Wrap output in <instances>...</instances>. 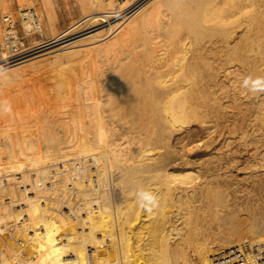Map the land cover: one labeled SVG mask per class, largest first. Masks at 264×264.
Instances as JSON below:
<instances>
[{
  "label": "bare ground",
  "instance_id": "obj_1",
  "mask_svg": "<svg viewBox=\"0 0 264 264\" xmlns=\"http://www.w3.org/2000/svg\"><path fill=\"white\" fill-rule=\"evenodd\" d=\"M207 1L125 0L120 9L133 11L125 29L107 12L92 16L76 31L56 33L52 40H39L19 52L0 47V88L27 76L47 58L56 62L64 55L58 66L80 70L78 74L75 70L67 87H60L63 97L56 106L62 112L54 117L56 125L46 110L44 116L37 113L35 122L11 112L6 125L0 123V264H182L186 243L193 238L203 264L264 263V214L253 222L259 243L255 258L239 253L232 239L212 246L200 237L205 236L198 213L203 206L211 205L218 215L223 207L240 201L224 182L228 177L216 176L210 164L202 165L203 157L199 166L206 168H196L190 153L209 143L202 132L213 136L238 131L244 141L251 123L241 125L236 120L221 127L224 108L259 95L244 87L243 81L264 76V0H224V5H230L225 11L222 4L228 15L216 20L206 15L221 10L222 1L212 7H207ZM45 7L51 17V0H45ZM208 20L215 21L207 24ZM1 25L0 21V39ZM24 29L43 36L41 15L40 25L24 21ZM80 37L81 47L69 51ZM33 58L38 60L12 68ZM115 78L120 82L113 89ZM228 83L230 89H224ZM225 97L229 103L220 104ZM128 116L146 130L136 154L132 131L119 123ZM251 122L261 127L264 115ZM178 131L187 132L180 149L173 142ZM87 163L95 167L93 172ZM252 170L253 181L264 174V152ZM54 177L48 186V179ZM72 184L82 191L79 204L68 201ZM213 184L226 186L221 190ZM141 186L160 199L151 213L137 203L135 193ZM62 205L68 206L67 214ZM245 209L254 213L250 206ZM171 215L176 225L170 226ZM105 243L109 246L100 249Z\"/></svg>",
  "mask_w": 264,
  "mask_h": 264
},
{
  "label": "rangeland",
  "instance_id": "obj_2",
  "mask_svg": "<svg viewBox=\"0 0 264 264\" xmlns=\"http://www.w3.org/2000/svg\"><path fill=\"white\" fill-rule=\"evenodd\" d=\"M123 1H125V0H51L52 7H53L52 9H53L54 13L52 15L53 17L52 16L49 17V13H47L48 11H47V8L45 7V0H27V1L23 0L21 2L19 0H0V5H1L0 6V21H1V17L3 15H5L6 13H8V12L18 13L20 10L25 9L27 7L26 5H28V4L30 6L37 7L38 10L40 11V15H41V19H42V27L44 29V35L43 36L38 34V33L29 34L24 29V26L21 23H18V25H17V29H18L20 35L25 36L27 41H29V43H31L30 46L34 47L37 44L36 42L39 40L43 41V43H45L46 41H49V40H52L53 38H55L56 33L57 34H65L68 32L76 31L79 27L82 26V24H84L85 21L89 20L92 16L97 15V14H104L107 12L112 13L111 14V20L114 23L118 22V24L123 25L124 29H125L128 25L131 24L130 20L133 17L132 16L133 11L132 12L129 11V10H131L132 7L126 9L125 11H122L120 9V7L124 5L121 3ZM193 1H196V0H193ZM220 1H222V3L220 5H221V8L223 10L216 8L214 10L209 11L210 13L208 12L206 15L209 20L211 18L216 20V18H218V19L221 18L222 17L221 15L225 16L227 14L225 11H227L226 8L229 7L230 5L229 4H228L229 6L224 5L223 4L224 0H208L206 2V4H207V7H212ZM22 2H23V4H22ZM31 3H32V5H31ZM222 4L225 8V11H224ZM225 6H227V7H225ZM227 9H229V8H227ZM132 10H134V9H132ZM164 17L165 16H162L161 18L164 19ZM165 19H166V17H165ZM165 19H164V21H165ZM209 20L207 21V24L215 21V20H213V21H209ZM161 21H163V20H161ZM114 34H112V35H114ZM112 35H110L109 38H111ZM78 41L83 43V39L81 37L76 39L75 43H72V45H75V46L70 45V47H68L69 51H72V49H75V48H76L75 50H77V48L81 47L80 45H82V43L79 44V43H77ZM101 42H104V41H100V43ZM87 45H90V44H87ZM68 48L64 49L65 50L64 52H66V50H68ZM61 51H63V50H61ZM59 58H60V60L66 59V57H64V55H61ZM59 58H57V59L59 60ZM47 59H46V61L50 60L49 58H47ZM31 60L34 61V60H38V59L33 58L30 60L24 61L22 63L14 65L12 68L14 69V67H15L17 69L18 66H20L18 68H21L22 64H23V66L26 63L29 64L32 62ZM58 60H56V62H54L53 60H50L51 61V62L49 61L50 64H47L49 62H46L44 59V62L42 61L40 63V65L42 67L38 65L37 66L38 68L36 67L35 69H31L32 72L30 71L31 72V73H29L30 75L27 73L28 74L27 76L25 74L20 78H16L17 80L15 79L9 83H6L5 85L3 84L4 86L0 88L1 89L0 91H2V92H0V123H2V124L4 123L3 125H6V123L8 122L7 119L11 116V114L13 112L15 113L14 115H16L18 113V114H21L20 115L21 117H25L26 119L28 118V119L32 120L33 118L36 117L38 112L44 116L45 110H46V114H49V119L52 118L53 123L55 125L58 123L57 118L59 117V114H61L62 108L59 106H56V104L57 105L61 104L60 99H62V97H63V95H61V93H60V89H61L60 87H61V85L62 86L64 85L63 86L64 88L67 87V84H69L70 78L73 77L74 73L76 72L75 70H77V72H76L77 74L80 71L78 66L74 67V69H73V66H68V67L67 66L61 67L62 65L58 66V64H59ZM29 61H31V62H29ZM52 61H53V63H52ZM55 63H57V64H55ZM53 64H55V66ZM38 69H40V70H38ZM33 70H35V71L33 72ZM57 76H58V78H57ZM68 76H70V77L67 78ZM65 82H67V83H65ZM119 82H120V79L117 78V80H116V78H115V81L112 82V84L113 83L114 84L116 83V84H115V86L113 85L112 88L113 89L115 87L117 88L119 86ZM228 85H229V83L225 84L223 88L224 89H230V87H227ZM56 88H58V90ZM58 91H59V93H58ZM55 92L58 93L59 95L58 94L55 95L54 94ZM229 93L232 94V91ZM57 95H58V97H57ZM50 97L52 99H50ZM53 97H55V98H53ZM56 98H58V99H56ZM253 98H254V100H253ZM243 100H244V102H243ZM57 101H58V103H56ZM228 101H229V98L225 97L220 101V104H223V105L227 104V103H229ZM241 101L239 100L238 102H234L233 106L235 104H236L235 106L239 105L236 108H234L232 105L230 107L232 109L227 107V110H226V108H224L223 118L221 120L222 121L221 127L222 126L226 127V126L230 125L231 123L236 122V120L238 121L239 124L247 122V123H251V126H252L251 121L255 116L259 117V116L264 115V91H261V93L259 95L252 94V96L249 97L248 99L245 98V99H242ZM2 102H4V103H2ZM8 105L11 106L12 111H10L8 113H4L3 108L7 107ZM240 105L242 107H240ZM44 107H46V108H44ZM50 108H52L53 112H55L56 114L51 113ZM53 108H55L56 110L58 108L59 109L56 111ZM47 109H48V111H47ZM235 109H238V110H235ZM40 110H42V112ZM233 112H234V115H233ZM51 114H53V117ZM256 114H258L259 116ZM55 116H57V118H54ZM128 117H127L128 119L122 118L121 121H119V123L123 124V126L125 124L124 127H126L125 128L126 131L128 130L127 131L128 133L131 131H132V133L134 131L136 132L138 129H139V131H141L142 129L140 130V128L142 126H143L142 128L145 129L144 125L139 123L138 120H135L132 116H128ZM131 117H132V119H131ZM1 119H3V120H1ZM240 119H241V121H240ZM4 120H5V122H4ZM54 120L57 123H55ZM32 122H35V120H32ZM137 122L140 124V127L138 126L139 124H137ZM135 125L138 126L139 128L136 127ZM251 126H249V130L247 133L248 135H246L247 137L244 139V141L241 140L242 138H239V135H238L239 132L238 131L236 132L237 134L236 133H234V134L230 133L231 135L230 134L227 135L228 132L225 134L222 132H219L217 134H214L213 136L204 134L205 132H202L204 139L208 138L207 141H209V140L210 141H209V143L206 142L204 145H202V147L195 149V151L192 150L193 153L192 152L190 153V157H192L191 158V160L193 162L192 164H195L194 166H196V165L198 166L196 168L200 169L202 165H204V166L206 165L207 167L212 166L213 168H216V172H215L216 176L218 173H220L225 178L228 177V180H225L224 182H227V184L230 187V190L232 191L233 195L239 196L238 201H240L239 203H233L231 207L230 206L229 207H223V209L218 211V215L214 214L215 208L212 207L211 205L210 206L209 205L203 206L202 209L198 213L200 215V220H202L201 222H202L203 226L205 227V236L203 237L202 234H200V237H202L206 241L210 242L212 246L213 245L218 246L220 243L225 242V240L232 239V240H234L233 246L236 249L239 248V250L243 251V252L238 251L239 253H242L245 255L250 254L252 256V258H255L256 257V253H255L256 251L255 250L259 249L258 248L259 243L257 241L258 239L255 237V235L252 231H253V227H254L253 222L256 220V218L259 215L264 214V174H260V175L258 174V176H256V178H255L256 180L253 181L252 177H251V173L253 172L252 169H253L254 164L258 163V160L261 158V156L263 155V152H264V125H261V127H260V125H258V127H256V128H255V126H252L253 128ZM124 127L120 128V132L121 131L123 132V130H121V129ZM253 129H255V130H253ZM139 131H137L136 133H133V134L132 133L129 134L130 136H133V141H134L133 143L136 144V145H134L132 143V146L134 145V147H132L133 148L132 152L135 154L138 151L137 148L139 147L138 140L140 138H142V136H143L142 139H144V135L146 134V132H145L146 130H142L140 135L138 133ZM120 132L118 133L119 135L117 134L114 137H119L121 134ZM257 132H258V134H257ZM186 133L187 132H181L180 133L178 131V133H174V135H173L174 136L173 142L177 144V147L179 149L183 144V142H181V141L187 137ZM136 136H138L139 138H137ZM213 138H215V139L213 140ZM222 138H224V139H222ZM227 138L228 139L231 138L232 141H229ZM255 140H256V143H255ZM212 141H214V142H212ZM227 141L230 142V143L229 142L227 143L228 145L226 144ZM229 144H230V146H229ZM217 147H218V149H217ZM219 147H220V150H219ZM134 148H136V149H134ZM250 149H252V150H250ZM134 150H136V151H134ZM192 154H194V155L192 156ZM205 156H207V157H205ZM202 157H203V162H206L207 164L202 162V165L199 166L200 161L202 160ZM205 158H208L209 160L208 159L205 160ZM210 158H211V160H212V158L215 159V161L212 160V162H215V164L211 162ZM217 159H218L219 163L217 162ZM193 160H195V162ZM249 160H252V161H249ZM197 162H198V164H197ZM88 163H90V162H88ZM209 164H210V166H208ZM86 166L91 168L92 172L95 170V167L93 165L88 164ZM204 166H202V168H206ZM224 172L227 174V176H225ZM67 174H69V173H67ZM216 178L217 177H215L214 181L216 180ZM54 180H55V177L53 178V180L48 179L47 182H49V181L53 182ZM46 184H48V183H46ZM214 184L212 185V187L216 186L217 188H219L221 190L223 188H225V186H226L225 185L223 187H220L219 185H214ZM48 186H49V184H48ZM214 191H216V193H217L218 189L215 188ZM214 191H212V193ZM81 192L82 191H80V195L82 194ZM213 194H215V193H213ZM80 195H78L79 197L78 196L75 197L74 201H77V199L81 198ZM5 198H7V195L5 196ZM8 198H9V196H8ZM47 200L52 201L51 198H47ZM8 201L9 200H7V202ZM239 206H242V208H240ZM248 206H250L251 211H253L254 213L251 214L250 212L248 213V211H246L247 209H245V208H247ZM238 208L242 209L243 211H241V210L238 211ZM14 209H17V208H14ZM172 209L175 210V206H172L171 210ZM61 210L63 213L66 212L64 214H67V211L64 210L63 205L61 206ZM249 214H251V215H249ZM174 220H175V217L173 215H171V222L169 223L170 226H172L173 224L176 225V223H178V222L175 223ZM186 230H188V228H186ZM202 238H199V239L203 240ZM195 239L196 238H193V240H192L193 243L192 242L186 243V252L187 253H186L185 259L188 261V263L186 262L184 257L183 258L181 257L180 261H182V264H203L202 260L200 258H198L199 256L197 255L196 249H194L195 246L193 244H196ZM0 241H2V240H0ZM107 246H109V245H107V243H105L104 247H99V248L102 249V248H106ZM227 247H229V246H227ZM105 252H106V250H105ZM252 258H251V260H253Z\"/></svg>",
  "mask_w": 264,
  "mask_h": 264
},
{
  "label": "built area",
  "instance_id": "obj_3",
  "mask_svg": "<svg viewBox=\"0 0 264 264\" xmlns=\"http://www.w3.org/2000/svg\"><path fill=\"white\" fill-rule=\"evenodd\" d=\"M24 21H27L28 23L36 26L40 25V15L38 10L35 7H30L28 9H22L18 13L8 12L5 15L1 17V39H0V47H4V49H7L9 51L19 52L21 50H24L26 48H31V43L27 41L25 36L20 35L17 25L18 23H21L24 26ZM40 26H38L39 28ZM35 33L40 34L39 31H36ZM68 172L72 176V170L68 169ZM96 182V181H95ZM49 186H52L53 182H48ZM51 188V187H50ZM98 190V189H97ZM95 188V192L97 191ZM94 191V190H93ZM80 195L79 189L77 186L71 185L70 191H69V202L72 200L73 202L80 203L82 201L81 198L77 199V201H74L75 197ZM65 211L68 210V206H63ZM8 231V229H7ZM10 231V230H9ZM13 231V229H12ZM20 242L22 240L20 239Z\"/></svg>",
  "mask_w": 264,
  "mask_h": 264
},
{
  "label": "clouds",
  "instance_id": "obj_4",
  "mask_svg": "<svg viewBox=\"0 0 264 264\" xmlns=\"http://www.w3.org/2000/svg\"><path fill=\"white\" fill-rule=\"evenodd\" d=\"M243 86L248 88L249 91L253 93L264 91V77H257L256 79L247 77L243 81ZM10 111V105L3 108L4 113ZM135 197L139 207L148 213H151L160 204V199L158 195L155 192L146 189L142 186L137 189Z\"/></svg>",
  "mask_w": 264,
  "mask_h": 264
}]
</instances>
